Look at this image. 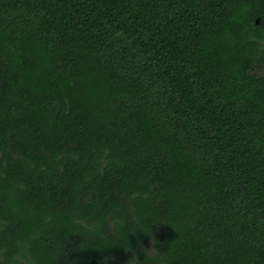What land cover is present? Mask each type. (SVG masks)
<instances>
[{
  "label": "trees",
  "instance_id": "trees-1",
  "mask_svg": "<svg viewBox=\"0 0 264 264\" xmlns=\"http://www.w3.org/2000/svg\"><path fill=\"white\" fill-rule=\"evenodd\" d=\"M0 264H264V0H0Z\"/></svg>",
  "mask_w": 264,
  "mask_h": 264
}]
</instances>
